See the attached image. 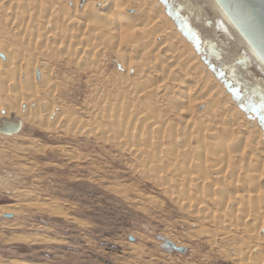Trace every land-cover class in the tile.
<instances>
[{
  "label": "bare ground",
  "instance_id": "obj_1",
  "mask_svg": "<svg viewBox=\"0 0 264 264\" xmlns=\"http://www.w3.org/2000/svg\"><path fill=\"white\" fill-rule=\"evenodd\" d=\"M11 116L28 123L29 147L7 143L24 152L35 126L115 144L211 247L264 264V129L160 0H0V118Z\"/></svg>",
  "mask_w": 264,
  "mask_h": 264
},
{
  "label": "rangeland",
  "instance_id": "obj_2",
  "mask_svg": "<svg viewBox=\"0 0 264 264\" xmlns=\"http://www.w3.org/2000/svg\"><path fill=\"white\" fill-rule=\"evenodd\" d=\"M28 132L0 133V264H236L115 144L35 126V151L15 149Z\"/></svg>",
  "mask_w": 264,
  "mask_h": 264
},
{
  "label": "water",
  "instance_id": "obj_3",
  "mask_svg": "<svg viewBox=\"0 0 264 264\" xmlns=\"http://www.w3.org/2000/svg\"><path fill=\"white\" fill-rule=\"evenodd\" d=\"M160 1L239 107L264 129V0ZM21 127L17 117L0 118L3 135Z\"/></svg>",
  "mask_w": 264,
  "mask_h": 264
}]
</instances>
